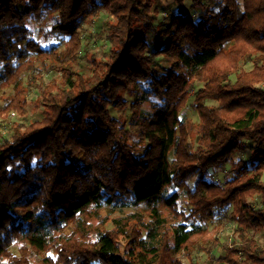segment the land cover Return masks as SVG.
Here are the masks:
<instances>
[{"label": "trees", "instance_id": "1", "mask_svg": "<svg viewBox=\"0 0 264 264\" xmlns=\"http://www.w3.org/2000/svg\"><path fill=\"white\" fill-rule=\"evenodd\" d=\"M156 1L0 0V264H264V0H189L196 17L173 0L158 25ZM99 12L108 49L86 50L87 73ZM33 89L34 117L10 123ZM228 209L235 240L213 258Z\"/></svg>", "mask_w": 264, "mask_h": 264}, {"label": "rangeland", "instance_id": "2", "mask_svg": "<svg viewBox=\"0 0 264 264\" xmlns=\"http://www.w3.org/2000/svg\"><path fill=\"white\" fill-rule=\"evenodd\" d=\"M213 2L211 0L207 1V6H212ZM186 9L194 15V17L197 16L199 10H194L189 2L185 3ZM153 10H155L154 15V22L155 24H165L170 21V19L176 14V7L173 3V0H157L153 6ZM109 17L106 16L105 13L99 12L96 17H93L91 19H86L82 26L83 30V50L80 53L82 56L81 59V65L83 66L84 70L88 73H90V67L89 63L84 59V53L86 50L90 52V54H93L97 58H103L106 55L107 52V44L105 42L104 38V23ZM57 42V40H55ZM156 42V38L151 35L150 36V44H153ZM58 43V42H57ZM60 47L62 48V44H60ZM155 60H157L158 64L164 65V61L157 57ZM38 65L39 70H42V67L39 63H36ZM243 70H250L251 65L250 64H244L242 65ZM54 75L52 73L48 74L46 71L41 72V80L36 81L37 86L41 87L44 85L49 84V82L52 80ZM233 80L234 78L231 77ZM26 79L24 78V81ZM199 87H195L190 92V100L187 102L185 107L181 110L180 118L183 119L187 124L192 126V133L195 131L196 124H198V115L197 112L194 109V97L197 92V89ZM7 93H11V90H8ZM38 90L33 89L29 92L27 96V115L25 118L20 117L16 112H12L9 114V122L10 123H18V124H24L26 125L28 121H30L34 117V110L36 111V98H37ZM124 98L127 100V105L130 103V98L127 96H124ZM207 104H213L212 102H207ZM110 115L114 118H117L118 116H121L126 122L129 120L130 112L127 109L124 111H118L114 109H110ZM3 133L7 132L8 123L3 124ZM240 155L236 154L235 158H239ZM228 168V167H226ZM224 177V174L221 172H217L214 174L212 179H219L222 181ZM260 199L259 197H255L253 200V204H259ZM137 209L135 208H124L121 211L116 210V212L113 214V216H121L128 212H134ZM230 209L226 210L224 213V217H219L217 220H220L223 227L221 229H218L217 220L214 223H211L209 225V232L213 237H218L219 243L217 246H215L212 249V255L213 258H217L222 252L223 247L225 245H228L232 243L235 238L233 236V231L235 229V224L230 220L229 218ZM217 226V227H216ZM66 232H69V229L66 230ZM253 235V234H250ZM255 238L258 239L259 244H264V233H257L254 235ZM13 255L17 256L18 252L15 247H12L10 249ZM177 259L181 261L182 264H219L218 262L214 261L213 259L207 257L204 253L201 252H194L191 257H185V255L177 256Z\"/></svg>", "mask_w": 264, "mask_h": 264}]
</instances>
